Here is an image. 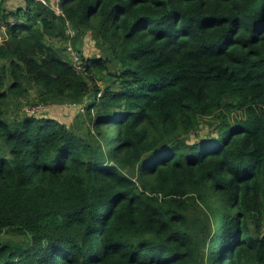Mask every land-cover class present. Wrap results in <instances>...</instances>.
<instances>
[{
  "label": "trees",
  "instance_id": "16d2710c",
  "mask_svg": "<svg viewBox=\"0 0 264 264\" xmlns=\"http://www.w3.org/2000/svg\"><path fill=\"white\" fill-rule=\"evenodd\" d=\"M47 1L0 3V264H264V0Z\"/></svg>",
  "mask_w": 264,
  "mask_h": 264
},
{
  "label": "rangeland",
  "instance_id": "374dc122",
  "mask_svg": "<svg viewBox=\"0 0 264 264\" xmlns=\"http://www.w3.org/2000/svg\"><path fill=\"white\" fill-rule=\"evenodd\" d=\"M3 1H2L3 7L5 8L6 11L7 10L9 11L12 9H17L18 6H20L19 5L20 1H22V0H3ZM3 7H2V9H4ZM85 38H86V41H85ZM56 44L65 46V43L62 40L56 41ZM78 47H80L83 50L84 54H93L95 52L100 53V49H98L97 45L94 43V39H89L86 36L83 38L82 43L80 45H78ZM76 49L79 51V54H80L81 59H82L81 51L79 50V48H76ZM65 54L67 56V53H65ZM1 63L2 62H0V64ZM99 82L102 83L101 80H99ZM35 100H36V89L33 86L29 89L28 93H25L24 96H20L17 98L15 97V98L11 99L12 106H10V108L7 109L8 116L11 117L12 119H14L15 117H17V115H20V114L22 115L23 113H25L26 107L28 105H30L31 103H33V101H35ZM52 107L53 106L48 107L46 110L42 111V113H46L49 115L56 114V116H58V117L60 115L61 118L66 119V120H70L71 119L70 114H72L75 111L73 106H69V105L68 106L66 105V107L63 109H61V107H60L59 110H56L55 108L52 109ZM84 123L87 124V122H85V121H84ZM213 123H215V121L213 119H210V118L206 119V122L204 123L205 127L203 130L206 131L207 129H210L211 127H213V125H211ZM213 130H215L217 132L216 125H215V128ZM215 131L213 133H216Z\"/></svg>",
  "mask_w": 264,
  "mask_h": 264
},
{
  "label": "built area",
  "instance_id": "2783aa9c",
  "mask_svg": "<svg viewBox=\"0 0 264 264\" xmlns=\"http://www.w3.org/2000/svg\"><path fill=\"white\" fill-rule=\"evenodd\" d=\"M2 1L3 0H0V3ZM36 1L42 2L44 4H48L47 0H36ZM67 33L73 35L75 33V30L69 28ZM9 37H10V33L8 31L7 24L5 22L0 21V44L8 40ZM68 50H69L70 60L77 67V69L84 70L85 66L81 63V56L79 54V51L71 43L68 44ZM50 106H51L50 103H38L35 105H29L26 108V111L30 113H38L46 110ZM82 110H84V108H82Z\"/></svg>",
  "mask_w": 264,
  "mask_h": 264
}]
</instances>
